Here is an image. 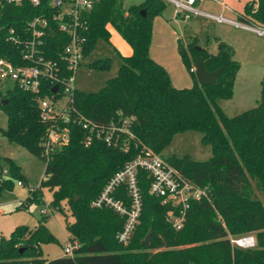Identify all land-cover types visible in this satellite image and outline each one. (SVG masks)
Segmentation results:
<instances>
[{"label":"trees","instance_id":"obj_1","mask_svg":"<svg viewBox=\"0 0 264 264\" xmlns=\"http://www.w3.org/2000/svg\"><path fill=\"white\" fill-rule=\"evenodd\" d=\"M49 2L40 0L36 7L27 2L0 7V58L15 67L30 65L23 59L25 43L31 38L27 25L35 17H51L54 9ZM164 9L163 0H145L128 8H124L123 0H99L83 18L84 59L98 41H109V26L132 50L129 57L123 58L116 77L98 93H73V104L81 115L104 130L113 124L110 145L93 137L91 144L85 146L86 132L74 125L68 144L45 155L42 143L46 125L40 118L37 100L50 98L53 85L43 83L38 94L14 85L0 95V110L7 117L3 132L6 139L45 162V182L37 189L19 181L29 188V196L19 209L24 210L28 202L43 203L40 188L48 187L53 190L57 210H61L60 203L68 207L74 219L67 225L69 240L79 243L73 258L45 260L39 246L55 239L45 225L48 216L42 217L34 228L17 226L9 238L0 237V264H264V71L257 106L236 117H227L217 102L233 96L240 69L233 59L234 50L217 40V53L213 55L207 50L197 51L196 42H191L187 50L179 46L188 67L189 58L194 61L199 56L207 72L220 68L222 71L216 86L201 87L190 67L193 86L175 89L164 68L149 56L153 18ZM142 10L145 16L141 15ZM239 21L264 28V0L247 4ZM49 24L41 54L60 64L69 38L59 32L56 23ZM124 121L127 126L122 131ZM189 131L201 134V142L210 148L211 157L203 162L188 157L164 159L187 181L208 187L210 201L192 203L184 226L174 230L167 222L171 208L148 193L150 180L144 171H138L140 219L144 214L145 222H149V247L157 251L133 255L117 252L114 242L120 245L116 236L124 218L108 207L95 209L91 203L143 149L161 155L174 136ZM6 161L11 173L17 175V166ZM11 187L9 181L0 182V190ZM126 194L125 187L120 186L115 197L125 203ZM236 235H253L256 247H233L229 236Z\"/></svg>","mask_w":264,"mask_h":264},{"label":"rangeland","instance_id":"obj_2","mask_svg":"<svg viewBox=\"0 0 264 264\" xmlns=\"http://www.w3.org/2000/svg\"><path fill=\"white\" fill-rule=\"evenodd\" d=\"M217 1L210 0L212 3ZM223 1L230 10L235 11V7L238 6L243 11L240 15H243L245 6L253 0H235V5L227 0ZM144 2L145 0H123V6L128 8L131 5H140ZM163 2L165 3L164 11L161 15L153 18L149 56L164 68L175 89H189L193 86L190 67L193 72L194 61L190 57L188 67L179 53V46L187 50V46L191 42H196V47L204 49L202 46L207 45V52L215 55L217 53L216 27L218 24L198 15H192L188 20L176 18L173 16L175 12L173 4L166 0ZM201 10L204 13L216 15L214 9ZM249 26L261 27L256 23H250ZM224 30L226 35H231L230 30ZM108 31L109 41H98L95 49L84 59L82 66L76 71L75 88L79 92L98 93L109 80L116 77L123 58L131 54L130 46L115 29L109 26ZM251 40H253L252 46L256 51L251 55L238 47L235 51L231 46L234 50L233 59L240 64V69L235 77L232 98L217 102L223 113L230 118L255 108L260 99V83L264 71V37L251 38ZM256 40L259 42L257 43ZM96 61L98 62L94 66H88ZM13 86L11 80L0 78V95L3 96ZM246 92L248 93L246 100L242 101ZM6 128L7 117L0 110V182L9 181L12 183L10 189L0 190V237L9 238L17 226L34 228L42 217L48 216L45 219V225L55 241L40 244L42 257L47 261L62 258L64 257L63 248L71 238L67 225L74 219L64 203H60L61 210H57L53 204V190L46 186L40 188L43 203L28 202L24 210L19 209L20 204L25 202L29 196V188L19 186V181L27 182L32 189H37L41 182H45V162L30 154L23 146L8 141L3 134ZM161 155L163 157H188L192 161L203 162L211 157V151L208 146L202 144L200 133L189 131L174 136ZM6 159L17 166V175L11 173L10 163ZM148 234H150V226L149 222H145L143 214L128 243L118 245L116 241L114 242L117 252L129 255L146 251L156 253L157 250L150 248L151 244L149 248L141 246V242ZM242 236L244 235L229 237L239 238ZM137 244L140 245L139 248L136 247Z\"/></svg>","mask_w":264,"mask_h":264},{"label":"built area","instance_id":"obj_3","mask_svg":"<svg viewBox=\"0 0 264 264\" xmlns=\"http://www.w3.org/2000/svg\"><path fill=\"white\" fill-rule=\"evenodd\" d=\"M99 0H50L49 6L54 9L51 17H35L28 23L31 38L25 43L23 59L30 63L28 66L15 67L3 58H0V78L11 80L18 88L32 94H38L43 83L48 82L56 87L50 98H39L37 106L42 122L46 125V134L43 140L45 155L60 150L69 142L74 125L80 126L86 132L83 144H91L93 137L110 145L113 142L112 134L115 128L109 124L107 129L97 127L90 120L81 115L73 104L75 88V74L84 62L83 57V18L89 13ZM173 4L175 15L189 19L192 15H203L216 23H230L222 16L201 13L196 8L197 0H166ZM27 2L36 7L40 0H0V7L5 5L20 6ZM56 23L59 32L69 38L64 47L60 64L57 61L45 59L41 54L43 38L49 30V23ZM238 25V24H234ZM240 25V23H239ZM243 24H241L242 26ZM258 36L264 37V28L249 27ZM11 41L18 43L15 38ZM194 72V69L192 70ZM125 126L127 122H123ZM138 171H144L149 180L148 193L159 199L162 205L169 206L171 211L167 215V222L174 230H181L187 218L191 204L201 201H210L208 187H197L184 179L176 169L169 164L162 155L148 149H143L135 160L128 163L123 170L116 173L108 182L101 194L91 203V207L100 209L108 207L124 218V225L117 233L119 244H126L132 236L141 216L142 198L138 184ZM19 186L22 184L19 182ZM124 186L127 192V202L123 203L115 197L116 190ZM29 188H31L29 186ZM233 247L249 250L257 245L253 235L239 238H230ZM79 248L77 241L68 240L64 246V257H74Z\"/></svg>","mask_w":264,"mask_h":264},{"label":"crops","instance_id":"obj_4","mask_svg":"<svg viewBox=\"0 0 264 264\" xmlns=\"http://www.w3.org/2000/svg\"><path fill=\"white\" fill-rule=\"evenodd\" d=\"M227 1L231 2L234 5H235L234 2H236L235 0H227ZM196 7L201 13H204L201 9H204V10H206L207 8L214 9L215 14H216L215 16H222L223 18H226V20L230 22V23H217L218 24V26L216 27V34L218 35V38H216L217 40H220L221 42H224L228 44L229 46H232L235 49V51L237 50V47H238V48H241V50L246 52L248 55H251L256 52L254 47L252 46L253 40H251V38H258V37L262 38V37L258 36L252 29H250L249 27L251 26H248V25L241 26V24L239 25L240 23L239 18L241 17L240 14L243 13V11L240 8H238V6H236L235 11H233V10L228 9L227 6L224 5L223 0L221 1L218 0L215 3L210 2V0L209 1L208 0H197ZM173 16L176 18L178 17L182 18L181 16H176L175 12ZM198 16H201L204 18L203 15H198ZM183 20H188V19H183ZM234 24H238V25L236 26ZM224 29H226L227 31L230 30L231 35H226L225 33L226 31ZM256 41L257 43L259 42V40H256ZM202 48H204L203 50H207V45L202 46ZM131 53H132V50H131ZM245 94L246 95H244V98L242 97L243 98L242 101L246 100L248 93L246 92Z\"/></svg>","mask_w":264,"mask_h":264},{"label":"water","instance_id":"obj_5","mask_svg":"<svg viewBox=\"0 0 264 264\" xmlns=\"http://www.w3.org/2000/svg\"><path fill=\"white\" fill-rule=\"evenodd\" d=\"M146 12L145 10L141 11V15L145 16ZM197 51H203V49L196 47ZM222 69H218L214 72H207L205 63L202 57H195L194 60V74L196 81L199 86L201 87H206V86H216L217 85V78L219 74L221 73ZM56 87L52 89V93H55ZM6 101H3V104H5ZM77 200V197L75 198ZM150 239H151V234H148L145 239L141 242V246L144 248H148L150 245Z\"/></svg>","mask_w":264,"mask_h":264}]
</instances>
